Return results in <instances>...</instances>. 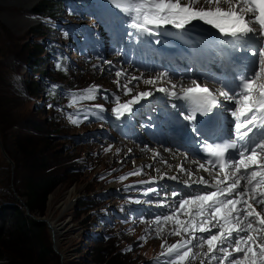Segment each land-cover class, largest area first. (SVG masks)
Returning <instances> with one entry per match:
<instances>
[{
	"label": "snow or ice",
	"instance_id": "obj_1",
	"mask_svg": "<svg viewBox=\"0 0 264 264\" xmlns=\"http://www.w3.org/2000/svg\"><path fill=\"white\" fill-rule=\"evenodd\" d=\"M107 2L118 10L115 15L124 22L122 26L130 29L125 32L129 41L152 45L159 44L157 37L164 36L187 43L186 37L201 32L210 34L213 43L193 47V59L203 55L206 48L218 49L217 54L224 51L230 54L231 69L227 74L198 73L201 79L212 80L220 87L210 88L195 78H190L187 84L172 83L168 72L160 71L147 79L141 74L128 80L129 84L142 80L145 85L153 86L152 89L141 91L126 102L115 97L116 106L111 111L117 119L131 117L133 106L156 92L180 100L183 109L180 116L189 122L187 127L193 135L200 137L203 132L213 141H200L210 158L206 157L205 162L194 161L198 164L197 172L179 166L187 177L181 183L188 189L193 185L199 187L187 194L173 191L171 202L167 193L157 201V207L168 211L150 222V230L156 233V238H162L165 226L171 225L167 234L180 239L172 244L164 240L153 264H196V261L199 264L205 261L207 264H264V0ZM115 75L121 77L127 73L117 71ZM165 82L170 87L158 86ZM123 88L125 95L133 91L128 84ZM100 91V86L93 84L80 93H71L69 107L96 100ZM224 103L231 107L225 108ZM96 107L103 110L102 105ZM171 107L177 108V105ZM214 110L217 111L209 126L204 128L205 122L201 120L198 130L197 116L203 117ZM225 111L229 113L227 128ZM67 118L75 125L83 122L74 119L72 114ZM200 170L210 179L199 175ZM141 171L138 169L129 175H140ZM167 178L178 180L175 175ZM150 193L161 196L158 188L150 187L144 195ZM140 239L146 242L147 237Z\"/></svg>",
	"mask_w": 264,
	"mask_h": 264
},
{
	"label": "rangeland",
	"instance_id": "obj_2",
	"mask_svg": "<svg viewBox=\"0 0 264 264\" xmlns=\"http://www.w3.org/2000/svg\"><path fill=\"white\" fill-rule=\"evenodd\" d=\"M44 1L50 0H0V105L4 108L1 113L10 112L23 126L27 119L40 123L38 130L41 135L38 138L41 139L40 142L28 143L29 140L24 138L26 136L17 138L12 134L18 131V128L14 127L9 131L12 132L7 143H3L0 137L2 147L14 163L12 166L6 161L0 145V202L10 200L8 192L6 193L8 189L11 197H15L20 204L29 202L25 177L30 173L23 167L25 163L28 164L24 152L30 154L33 151L45 150L51 169L49 176L56 181L57 186L49 194L43 212L37 209L31 214L36 218L48 220L51 226L52 223L59 226L68 222L59 233V245L57 244L58 252L63 258L55 252L51 233L44 223L53 248V254L45 264H97L99 256L112 251V255L119 257V264H152L149 261L161 252L164 240L170 244L179 237L168 235V228H165L166 232L162 234V238H156V233L150 230L152 225L147 219L139 222L140 213L128 214L117 229L109 228L100 222L101 219L104 220L105 212L118 213L117 202L121 203L128 191L127 188L123 189V186H128L132 179L150 178L153 169L146 164L143 168L135 166V162H139L141 157L124 155L121 142L117 145L96 142V126H74L72 129L58 115L39 107L38 103L41 101L34 98L36 94L42 96L37 84L38 77L46 70H49V74L53 71L51 64L41 66L46 55H35V45L41 37V27L51 22L48 18H43L42 13H38L40 4ZM73 2L75 5L76 0ZM32 3L30 10L34 11L27 12L30 10L25 4ZM55 3L52 2V5ZM94 6L98 5L92 2L90 7ZM26 18L29 22L32 19L33 22L26 24ZM91 22H98L97 33L94 34L96 41L93 46L83 51V38L91 40L88 32ZM123 23L103 7L97 9V16L92 20L85 14H79L70 16L61 23V28L58 27L61 38L57 44L67 48L66 56L70 58V73L67 79H64L65 83L77 88L95 84L100 86L101 92L104 93L126 82L115 75L117 71H125L127 65V60L121 53L128 51L130 41L120 31ZM106 49V60L110 64L103 61L100 55ZM7 74L14 78L10 87ZM53 75L55 78H61L60 74ZM117 80L119 84L116 83ZM137 85L140 87L136 88ZM144 85L135 83L136 92L138 89H147V85L146 88ZM152 88L150 85L147 90ZM6 98H11L10 105L6 103ZM23 126V134L33 136L30 127ZM87 134L88 140L83 138ZM79 167V172L74 170ZM138 169L142 170L140 175H129ZM123 172H127V176H123ZM118 229L120 231H117ZM108 232L112 234L110 239L106 238ZM95 233H98L102 240L95 242L87 237L95 236ZM142 236L147 237L146 242L140 239ZM129 247L131 251L126 250ZM196 264H199V261H196Z\"/></svg>",
	"mask_w": 264,
	"mask_h": 264
},
{
	"label": "trees",
	"instance_id": "obj_3",
	"mask_svg": "<svg viewBox=\"0 0 264 264\" xmlns=\"http://www.w3.org/2000/svg\"><path fill=\"white\" fill-rule=\"evenodd\" d=\"M52 2H56L52 5ZM30 10L27 12H33ZM38 13H42L44 16H50L54 18L56 15L61 14L60 4L57 0L44 1L40 4ZM48 27H41V35L49 33ZM39 34V35H40ZM37 51L35 55H44V47L40 43H36L35 49ZM40 48V49H39ZM39 52V53H38ZM48 65L46 58L43 59L41 66ZM46 70L43 76L47 75ZM23 77V76H22ZM7 82L9 87L13 85L14 78L7 74ZM39 85V89L42 91L43 85ZM6 103L10 105L11 98H6ZM13 108V107H12ZM11 108V109H12ZM3 106L0 105V137L3 143L8 142L10 137L9 132L14 127H17L18 131L12 132L13 135L26 136L30 141L37 143L40 142L41 137L40 123H33L30 120H25L24 126L30 127L32 130V135L23 134L21 131L22 124L14 115L8 112V114L1 113ZM16 117V116H15ZM32 124V125H31ZM23 126V128H24ZM37 134V135H34ZM22 136V137H23ZM37 136V138H36ZM43 140V138H42ZM24 152V151H23ZM26 154L27 163L25 166L28 174L25 177V185L28 188L29 202L26 203L31 213H35L37 209L43 212L46 203L48 201L49 194L56 188V181L49 176L51 171L50 166H48V160L46 158L45 150L33 151L30 154ZM25 159V157H24ZM22 163V162H21ZM75 170V169H74ZM47 171H49L47 173ZM46 172V173H45ZM31 175V176H30ZM2 190V189H1ZM8 192V193H7ZM6 193L9 195L10 200H3L0 202V264H45L47 263L49 257L53 254V248L50 242V235L47 231V226L42 223L38 224L33 219L26 215V212L18 202L15 197H11V193L8 189ZM114 251L104 253L98 257L97 264H119V257L115 254L112 255Z\"/></svg>",
	"mask_w": 264,
	"mask_h": 264
},
{
	"label": "bare ground",
	"instance_id": "obj_4",
	"mask_svg": "<svg viewBox=\"0 0 264 264\" xmlns=\"http://www.w3.org/2000/svg\"><path fill=\"white\" fill-rule=\"evenodd\" d=\"M32 1H34V0H32ZM11 2L13 3V1H11ZM25 5H26L25 7L30 10V8H32V6H33V3L32 4H25ZM20 19H22V18H20ZM27 19L28 18H26V24L33 22L32 19L30 20V22ZM199 34H200V32H196L191 37H186L185 39L188 41L187 43H185L183 41L176 40L172 37L160 36V37H157V39H160L161 42L159 44H155V47L165 49V48H170V47L179 48L181 45H188V47H187L188 53H191V49L193 47L198 48V44L196 43L195 40L198 39ZM157 68L160 70L161 67L157 66ZM159 70H157V71H159ZM160 71H162V70H160ZM161 85H168V83H162ZM139 87L140 86H138L136 88H139ZM148 87H149V85H147V89H148ZM144 88H146L145 85H144ZM147 89H145V90H147ZM138 91H140V90L138 89ZM144 148H145L144 146L137 147V146L130 144V143H123L124 155L140 156L141 160H139V162H135V166H138L139 168H143L145 164L146 165L149 164V165H151V168L153 169L154 174H157V172H158L157 169H158L160 176L165 175L166 177H170L172 175H175L178 177V179H182V180L187 179V177L185 175H183V173L180 172V170H179L180 165H183V167L186 170H191L192 172H197L194 168L195 165L191 161L186 160L185 158H183L179 155H173L172 153H165V151L162 149L144 150ZM156 153H159V156H156L155 155ZM165 161H167V165L164 164ZM154 174L150 175V178H153ZM202 175H204L205 178H210L207 173H203ZM67 225H68V222H63V224H61L59 226L52 223V227L55 231L57 244H58V239H59V233L63 230L64 226H67ZM57 227H58V230H57ZM167 228L169 229V227H167ZM168 229L166 231H168Z\"/></svg>",
	"mask_w": 264,
	"mask_h": 264
},
{
	"label": "water",
	"instance_id": "obj_5",
	"mask_svg": "<svg viewBox=\"0 0 264 264\" xmlns=\"http://www.w3.org/2000/svg\"><path fill=\"white\" fill-rule=\"evenodd\" d=\"M0 145H1V150H2V153H3V156L5 157L6 161L11 164L12 166L14 165L13 161L9 158L8 154L6 153V151L4 150V148L2 147V144H1V141H0ZM22 204V203H21ZM24 209H25V212L27 214V216H29L30 218H32L35 222H37L38 224H42V223H45L47 224L48 226V229L51 233V236H52V239H53V243H54V250L57 254H59L58 252V245H57V240H56V236H55V231L53 229V227L50 225L49 221L48 220H44V219H39V218H36L35 215L31 214L28 206L26 204H22ZM61 256V258H63V255L62 254H59Z\"/></svg>",
	"mask_w": 264,
	"mask_h": 264
}]
</instances>
